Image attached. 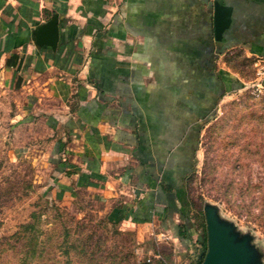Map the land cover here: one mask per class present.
I'll return each mask as SVG.
<instances>
[{
	"label": "crops",
	"instance_id": "0c3cea01",
	"mask_svg": "<svg viewBox=\"0 0 264 264\" xmlns=\"http://www.w3.org/2000/svg\"><path fill=\"white\" fill-rule=\"evenodd\" d=\"M216 2L231 8L220 40ZM54 14L56 48L36 45ZM237 51L264 59V0H0V116L45 137L63 197L189 241L185 184L201 124L243 87L226 65Z\"/></svg>",
	"mask_w": 264,
	"mask_h": 264
},
{
	"label": "rangeland",
	"instance_id": "374dc122",
	"mask_svg": "<svg viewBox=\"0 0 264 264\" xmlns=\"http://www.w3.org/2000/svg\"><path fill=\"white\" fill-rule=\"evenodd\" d=\"M228 62L244 84L226 92L201 124L196 166L185 184L193 224L185 242L170 232L159 239L149 225L111 223L104 203L83 191L60 195L45 137L8 129L0 116V264H22L27 240L11 235L33 213L41 232L29 264H197L207 250V204L238 238L248 237L264 264V59L237 51Z\"/></svg>",
	"mask_w": 264,
	"mask_h": 264
},
{
	"label": "water",
	"instance_id": "95a60500",
	"mask_svg": "<svg viewBox=\"0 0 264 264\" xmlns=\"http://www.w3.org/2000/svg\"><path fill=\"white\" fill-rule=\"evenodd\" d=\"M231 8L214 4V35L222 38L230 24ZM57 15L40 24L35 30V44L56 48L58 41ZM206 225L207 250L200 264H259L256 250L249 243L247 236L238 238L233 227L219 220L216 208L212 205L203 207Z\"/></svg>",
	"mask_w": 264,
	"mask_h": 264
},
{
	"label": "trees",
	"instance_id": "16d2710c",
	"mask_svg": "<svg viewBox=\"0 0 264 264\" xmlns=\"http://www.w3.org/2000/svg\"><path fill=\"white\" fill-rule=\"evenodd\" d=\"M186 202V201H185ZM184 202V205L182 207V211H181V216H185L187 217V203ZM32 218L33 221L30 223H26V224H22L20 226V230L15 232L14 234L11 235L12 238H14L15 240H19V239H26L27 240V249L24 250V254L22 257V264H29L28 260L31 259L33 257V255L36 254V245H37V235H35V233L41 232L40 230H38V228L36 229V222L39 220V216L36 213L32 214ZM185 227L179 226V232L178 234L180 236H182L183 238H189L188 233H186ZM40 234V233H39ZM10 245V244H9ZM13 248V245L11 246ZM26 248V245H25ZM24 248V249H25ZM202 260H198L197 264H200Z\"/></svg>",
	"mask_w": 264,
	"mask_h": 264
},
{
	"label": "built area",
	"instance_id": "2783aa9c",
	"mask_svg": "<svg viewBox=\"0 0 264 264\" xmlns=\"http://www.w3.org/2000/svg\"><path fill=\"white\" fill-rule=\"evenodd\" d=\"M263 84H264V80H263Z\"/></svg>",
	"mask_w": 264,
	"mask_h": 264
}]
</instances>
